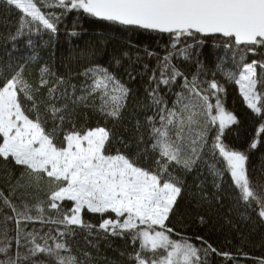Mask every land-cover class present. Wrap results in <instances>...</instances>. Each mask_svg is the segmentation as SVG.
<instances>
[{
  "label": "snow or ice",
  "instance_id": "6c2138e0",
  "mask_svg": "<svg viewBox=\"0 0 264 264\" xmlns=\"http://www.w3.org/2000/svg\"><path fill=\"white\" fill-rule=\"evenodd\" d=\"M3 2L23 14L15 34L10 35L13 44L26 38L32 46L33 36L39 37L41 31L56 34L62 20L75 12L78 17L83 13L130 31L167 34L170 47L157 57L144 100L133 105V113L137 107L141 113L130 114L134 123L128 136L117 131L116 125L124 120L131 89L108 68L86 67L80 73L85 82L77 96L76 85L47 64L39 67L35 82L24 77L22 64L0 65V164L20 169L19 176L8 173L9 190L14 193L17 188L35 187L39 191L42 184L47 185L44 200L32 206L22 202L20 208L0 191V201L13 213L6 220L15 224V236L7 235L6 230L0 233V264H45L34 259L38 254L48 257L49 264H79L76 257L62 255L71 252L61 238L74 237L73 226L85 229L94 240H125L132 248L127 253L129 264H207L212 253L232 259L203 235L194 237L197 245L193 237L183 236L173 225L178 215H188L189 226L207 228L212 224L211 215L198 210L208 203L211 211L207 196H201L186 212L182 210L186 177L200 176L206 169L219 189L217 181L222 182L227 174L237 202L255 212L261 224L264 195L251 185L246 152L224 141L226 130L240 120L226 109V89L216 73L204 71L197 59L198 71L189 77L173 60H189L209 38L224 50L222 60L230 58L233 67L217 63L216 69L227 82L238 86L247 108L261 120L248 145L256 149L264 134V0ZM38 5L61 12H44ZM249 54L260 58L249 62ZM114 59L118 65L120 58ZM128 76L136 78L131 72ZM97 93L99 121L94 126L87 120L80 123L77 106H87V98ZM169 96L174 97L171 104ZM62 100L70 101L71 106L61 104ZM214 199L222 206L219 196ZM85 213L97 215L98 222H86ZM35 223L63 228L57 227L55 235L51 228L41 235L42 228L27 230Z\"/></svg>",
  "mask_w": 264,
  "mask_h": 264
},
{
  "label": "trees",
  "instance_id": "16d2710c",
  "mask_svg": "<svg viewBox=\"0 0 264 264\" xmlns=\"http://www.w3.org/2000/svg\"><path fill=\"white\" fill-rule=\"evenodd\" d=\"M42 11H54L60 13L59 8H47L42 5ZM23 15L14 6H7L0 0V65L15 66L23 65V75L31 82L38 79V69L42 64H47L58 76L66 77L70 84L76 85V95H81L80 87L85 82V78L80 73L88 66L101 65L116 74L122 83L131 89L128 105L124 112V120L116 125L117 131L125 136L132 134V121L130 114L141 113L137 107L133 113V105L137 100L143 101L146 96V89L149 86L148 77L151 70L157 65V57L166 54V49L170 47L167 34H160L148 31H130L123 29L119 25L100 21L91 17L72 12L65 17L58 25V32L50 34L41 31L39 37L33 36V45L29 46L27 40L20 39L13 44L10 35L15 34L19 26V18ZM75 31L77 35H69ZM191 43V41H189ZM147 52L155 55L149 56ZM194 55L187 61L178 58L173 63L177 64L189 77L198 71L197 59L204 71L216 73L219 80L226 89L225 107L233 112L240 120L239 125L231 126V130H226L224 141L231 148L245 151L248 155L247 171L251 185L257 193L264 195V134L259 136V144L256 149H249V143L256 137L257 128L261 120L247 108L239 93L235 83L227 82L223 73L216 69L217 63H223L225 67L232 68L229 59L222 60L225 52L222 48L215 47L214 41L209 38L202 46L194 50ZM230 57V54H228ZM120 58L117 65L114 58ZM260 57L248 55L247 60L259 59ZM147 65V70L144 66ZM259 71V69H258ZM135 75V79H129L128 73ZM259 88V86H258ZM175 91H179L176 87ZM69 92L71 89L69 88ZM99 93L89 96L85 104L77 106L76 110L80 114L79 122L85 120L91 125L99 121V116L95 112V107L100 103ZM174 97L169 96V104ZM70 101H60V103ZM214 102V101H213ZM148 114H151L150 112ZM143 119V115L140 116ZM112 127V122H108ZM49 127L51 123L49 122ZM221 167V165H217ZM8 173L19 176L20 169L13 165L0 164V191L5 197H10L12 201L21 207L22 202H27L29 206L45 199L47 185L42 184L38 191L32 188H17L10 192V180ZM25 181L23 182H26ZM15 184V180H11ZM220 188L213 186V177L206 169L202 170L200 176L192 174L186 177V187L184 199L181 201L182 210L185 212L199 200L201 196H207L212 205L209 212L208 203H205L198 210L202 213H209L212 217L210 227H198L190 224V217L178 215L173 220L176 230L185 237H193L192 242L199 245L194 237L203 235L208 239L213 247L221 252L230 253L232 259H225L215 253L209 254L207 264H259L264 259V224H261L258 216L251 209H246L242 203L237 202L236 190L231 186L230 177L225 174L223 181H217ZM199 186V187H198ZM203 189L201 192L200 189ZM222 199V206L217 205L214 197ZM32 214L36 215L35 209ZM11 210L0 201V233L7 231V235L15 236V224L11 220H6L11 216ZM55 216V213H52ZM86 222L96 224L99 220L97 215L85 213ZM57 227L62 225H41L40 223L28 225L27 230L32 228L43 229V235L50 228L55 235ZM75 236L61 238L66 240L71 248V252H62V255L74 256L79 264H129L127 253L132 250L131 246L119 237H109L108 239L94 240L87 235L85 229L73 226ZM179 238V237H174ZM92 241L89 243V241ZM42 243V241H41ZM53 244V241H49ZM21 251H25L22 249ZM13 254L15 247L12 248ZM88 253L89 255H85ZM125 253V255H121ZM3 258V257H0ZM34 259L44 261L49 264V258L44 254H38Z\"/></svg>",
  "mask_w": 264,
  "mask_h": 264
},
{
  "label": "rangeland",
  "instance_id": "374dc122",
  "mask_svg": "<svg viewBox=\"0 0 264 264\" xmlns=\"http://www.w3.org/2000/svg\"><path fill=\"white\" fill-rule=\"evenodd\" d=\"M238 90H239V88H238Z\"/></svg>",
  "mask_w": 264,
  "mask_h": 264
}]
</instances>
